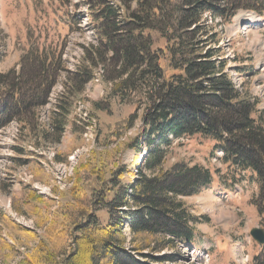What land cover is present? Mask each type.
Wrapping results in <instances>:
<instances>
[{"label":"trees","instance_id":"16d2710c","mask_svg":"<svg viewBox=\"0 0 264 264\" xmlns=\"http://www.w3.org/2000/svg\"><path fill=\"white\" fill-rule=\"evenodd\" d=\"M119 1H97L99 44L85 50L88 67L74 73L82 88L96 65L110 64L111 93L134 104L135 112L117 121L104 140L112 141L140 117L136 135L116 144L119 155L127 147L143 148L145 154L130 175L121 181L118 170L109 185L102 167L113 154L100 161L98 152L81 162L71 189L74 199L55 208L45 229L47 243L39 240L15 264H153L173 258L154 251L178 242L195 244L194 218L181 197L209 187L214 171L182 160L165 167L171 148L186 138L212 140V150L223 152V163L253 174L257 192L252 204L264 217V115L256 114V102L229 76L219 45L222 26L239 10L262 15L264 0H137L126 22L120 21L124 24L118 21L121 9L132 0ZM150 31L159 32L164 46H154ZM58 70L57 64L50 70L41 61L37 71L13 73L19 83L11 85L7 122L28 119L47 103ZM62 125L56 121L58 137ZM92 186L91 196L84 195ZM99 208L107 215L104 224L95 212ZM6 220L12 226L9 234L36 238L35 230ZM250 264H264V244Z\"/></svg>","mask_w":264,"mask_h":264},{"label":"rangeland","instance_id":"374dc122","mask_svg":"<svg viewBox=\"0 0 264 264\" xmlns=\"http://www.w3.org/2000/svg\"><path fill=\"white\" fill-rule=\"evenodd\" d=\"M97 1L0 0V264H15L39 240L47 241L45 229L55 208L74 199L71 189L81 162L98 152L100 161L106 159L105 154H113L102 167L109 185L118 170L121 181L130 175L145 154L143 148L127 147L119 155L116 144L136 135L140 117L112 141L104 140L109 131L117 129V121L135 112L134 104L111 93L109 63L96 65L92 78L77 87L80 77L74 72L88 67L85 50L99 44L95 23L100 20L93 14ZM136 1L128 9L124 6V17H129ZM86 17L91 27L83 25ZM150 35L155 47L164 46L159 32L150 31ZM219 45L229 76L256 102V114L264 115V12L239 10L222 26ZM41 61L50 70L53 64L59 66L47 103L22 119L26 122H7L11 85L19 83L15 75L37 71ZM56 121L63 122L59 137ZM213 144L192 137L171 148L165 167L178 160L200 164L214 171L213 181L201 192L181 197L194 218L195 244L178 242L176 247L154 251L156 256L171 253L173 258L153 264H250L259 251L260 244L250 235L254 227L264 229V217L252 204L255 178L249 170L237 171L223 163L220 149L213 151ZM92 188L87 187L84 195L90 197ZM99 209L95 212L104 224L107 215ZM5 217L17 227L35 230L36 238L9 234L12 226ZM63 219L58 217L59 229L64 227Z\"/></svg>","mask_w":264,"mask_h":264},{"label":"water","instance_id":"95a60500","mask_svg":"<svg viewBox=\"0 0 264 264\" xmlns=\"http://www.w3.org/2000/svg\"><path fill=\"white\" fill-rule=\"evenodd\" d=\"M250 235L258 244H264V231L262 228H252L250 231Z\"/></svg>","mask_w":264,"mask_h":264},{"label":"bare ground","instance_id":"6f19581e","mask_svg":"<svg viewBox=\"0 0 264 264\" xmlns=\"http://www.w3.org/2000/svg\"><path fill=\"white\" fill-rule=\"evenodd\" d=\"M85 20L87 21H85L84 23H83V25H85V26H87V27H91L92 26V22H91V19L89 18V17H86L85 18ZM249 21H252V22H255L256 21V19H250ZM248 22V21H247Z\"/></svg>","mask_w":264,"mask_h":264}]
</instances>
